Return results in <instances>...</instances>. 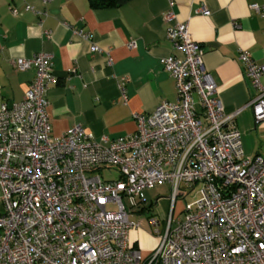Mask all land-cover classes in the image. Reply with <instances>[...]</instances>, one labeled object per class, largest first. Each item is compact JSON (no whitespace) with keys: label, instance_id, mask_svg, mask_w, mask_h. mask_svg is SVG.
Returning a JSON list of instances; mask_svg holds the SVG:
<instances>
[{"label":"built area","instance_id":"2783aa9c","mask_svg":"<svg viewBox=\"0 0 264 264\" xmlns=\"http://www.w3.org/2000/svg\"><path fill=\"white\" fill-rule=\"evenodd\" d=\"M169 2L164 19L173 52L161 62L177 98L134 114L133 133L97 140L75 125L53 135L47 97L53 54L13 60L20 71L34 67L36 76L21 101L0 106V264H264V153L246 154L236 113L225 111L201 44ZM250 8L264 17V0ZM239 59L257 89L247 105L262 123L264 61L248 50ZM128 81L119 82L123 98ZM107 171L117 177L107 178ZM159 183L172 185L171 212L154 234L156 246L144 253L131 240L141 221H131L125 198L135 207ZM183 184L200 187L183 208L186 217L173 224Z\"/></svg>","mask_w":264,"mask_h":264},{"label":"crops","instance_id":"0c3cea01","mask_svg":"<svg viewBox=\"0 0 264 264\" xmlns=\"http://www.w3.org/2000/svg\"><path fill=\"white\" fill-rule=\"evenodd\" d=\"M254 2L263 0H174L173 6L177 20L188 22L201 44L204 65L225 111L236 113L246 154L252 156L264 153V122L256 123L247 105L257 89L239 58L241 50H248L264 61V17L250 8ZM169 10V0H129L107 8H92L89 0H0V106L21 101L36 76L34 67L20 71L13 60L52 53L55 81L47 97L53 135L75 125L97 140L133 133L134 114L150 113L177 98L174 79L161 62L173 52L164 19ZM76 28L89 32L91 39L78 35ZM132 41L136 45L131 48ZM124 76L129 77L125 98L119 86ZM130 237L144 253L158 242L138 229Z\"/></svg>","mask_w":264,"mask_h":264},{"label":"rangeland","instance_id":"374dc122","mask_svg":"<svg viewBox=\"0 0 264 264\" xmlns=\"http://www.w3.org/2000/svg\"><path fill=\"white\" fill-rule=\"evenodd\" d=\"M199 109L200 106L197 105ZM116 171H107L105 172V176L108 178L117 177ZM200 185H185L181 186V195L178 196V200L175 206V220L173 224H176L178 218L184 219L186 215L183 212V208L187 203L192 202L197 198V192L199 190ZM172 193V185L171 183H159L155 185L153 188L145 189L142 193V198L145 201H141L138 198L140 204L131 207L130 200L128 197L125 198V203L127 204L128 210L130 211V219L132 222H140L141 226L137 228L138 230H143L149 234V236L156 238L158 237L154 234L157 229H162L163 221L170 215L172 202L170 199V195ZM142 207H146L142 210ZM109 208L115 209L116 205L111 204ZM153 221H160V225H153Z\"/></svg>","mask_w":264,"mask_h":264},{"label":"trees","instance_id":"16d2710c","mask_svg":"<svg viewBox=\"0 0 264 264\" xmlns=\"http://www.w3.org/2000/svg\"><path fill=\"white\" fill-rule=\"evenodd\" d=\"M129 0H89L92 8H107L122 5Z\"/></svg>","mask_w":264,"mask_h":264}]
</instances>
